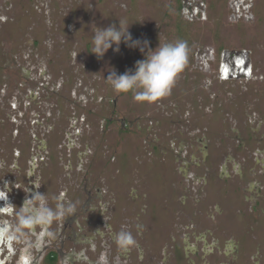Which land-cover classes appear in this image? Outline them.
I'll return each instance as SVG.
<instances>
[{"label":"rangeland","instance_id":"rangeland-1","mask_svg":"<svg viewBox=\"0 0 264 264\" xmlns=\"http://www.w3.org/2000/svg\"><path fill=\"white\" fill-rule=\"evenodd\" d=\"M237 1L0 0V136L9 117L14 119L10 131L18 129V134L21 125L44 119L54 125L47 134L53 145L65 142L56 150L59 163L83 165L106 196H132L131 205H148L146 209L164 201L154 200L155 192H147L152 185L143 177L153 161L149 151L152 136H157L156 118L175 125L189 120L203 133L214 159L221 147L264 149V0H241L235 10ZM119 20L139 46L122 41L118 52L113 45L97 58L92 53L94 32L119 27ZM177 40L188 45V63L167 97L137 102L134 92L117 93L106 80L113 71H134L159 42ZM209 49L216 59L207 60L208 71L195 56L197 50L206 55ZM231 50L247 53L250 77H218L221 52ZM123 119L131 124L124 126ZM68 139L74 140L69 150ZM251 152L244 151L251 155L246 163L255 156ZM212 163L216 167L219 161ZM171 175L170 180L182 182L176 172ZM160 186L165 190L168 184L155 185ZM208 192L213 194L211 188ZM235 218H223V229L230 230L227 224ZM160 247L154 245V251Z\"/></svg>","mask_w":264,"mask_h":264},{"label":"flooded vegetation","instance_id":"flooded-vegetation-1","mask_svg":"<svg viewBox=\"0 0 264 264\" xmlns=\"http://www.w3.org/2000/svg\"><path fill=\"white\" fill-rule=\"evenodd\" d=\"M240 1L235 10H239ZM212 52L209 49L203 55L205 52L197 50L195 56L201 64L203 60L208 71L207 60L216 59ZM246 54L222 51L221 58L217 57L218 77H250L252 69L245 62ZM9 105L16 106L15 102ZM11 122L14 119L9 117L7 131L0 136V161L5 162L0 170V188L5 182L11 186L9 201L19 207L38 191L47 194L52 206V197L60 193L76 204L73 216L59 227L52 226L57 238L34 253L33 264H97L102 253L107 254L109 264H264V149L231 150L225 144L227 147L219 148L214 159L213 154L208 156L203 133L192 128L189 120L180 119L175 125L156 118L152 122L157 136H152L149 151L153 161L146 165L149 173H143V177L152 185L147 192H155L154 200L164 201L159 207L152 203L146 209L148 205H131L132 196H120V200L106 196L105 189L93 183L83 165L59 163L56 150L64 141L53 145L47 137L54 125L34 119L27 127L21 125L18 134V129L10 131ZM122 122L124 126L131 124L124 119ZM73 143L68 139L66 149ZM245 150L255 155L251 163H246L251 155ZM53 161L55 165H51ZM213 161L219 164L214 167ZM172 172L179 174L182 182L170 180ZM211 174H215L212 180ZM159 183L168 186L156 189ZM3 203L0 201V206ZM229 216L236 218L227 224L232 230H225L223 218ZM122 229L131 231L137 241L136 247L127 252H121L113 240V234ZM101 232L103 235L98 234ZM158 244L161 247L156 252L153 247ZM19 255V249L0 247V264H17Z\"/></svg>","mask_w":264,"mask_h":264},{"label":"clouds","instance_id":"clouds-1","mask_svg":"<svg viewBox=\"0 0 264 264\" xmlns=\"http://www.w3.org/2000/svg\"><path fill=\"white\" fill-rule=\"evenodd\" d=\"M125 26L124 20H119V27L111 25L107 28H97L92 37V45L97 58H102L113 45L114 51H119L123 41L125 45L138 47L139 41H133ZM148 42L140 48L143 53ZM189 49L183 40L160 43L154 50H149L143 60L137 61L135 70L117 74L111 72L106 79L117 93L134 92L133 99L137 102L154 103L170 95L175 81L188 63ZM5 162L0 161V170ZM15 169V165H12ZM37 189L39 187L35 186ZM11 186L5 182L0 188V247L8 250L19 249L17 264H33V255L57 238L53 229L62 225L65 220L76 213V204L66 199L65 193L52 197V206L47 194L34 192L23 204L17 207L9 201ZM29 189L26 191V193ZM103 235V233H98ZM113 240L121 252L130 251L136 247L137 241L131 231L121 230L113 234ZM97 264H109L107 254L102 253Z\"/></svg>","mask_w":264,"mask_h":264}]
</instances>
